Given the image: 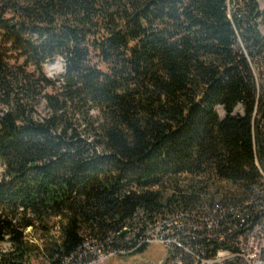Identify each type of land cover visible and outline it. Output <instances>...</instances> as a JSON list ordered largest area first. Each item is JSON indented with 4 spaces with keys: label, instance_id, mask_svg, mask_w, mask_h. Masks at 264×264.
<instances>
[{
    "label": "trees",
    "instance_id": "16d2710c",
    "mask_svg": "<svg viewBox=\"0 0 264 264\" xmlns=\"http://www.w3.org/2000/svg\"><path fill=\"white\" fill-rule=\"evenodd\" d=\"M173 218L184 264L263 224L258 1L0 0V264L133 256Z\"/></svg>",
    "mask_w": 264,
    "mask_h": 264
},
{
    "label": "built area",
    "instance_id": "2783aa9c",
    "mask_svg": "<svg viewBox=\"0 0 264 264\" xmlns=\"http://www.w3.org/2000/svg\"><path fill=\"white\" fill-rule=\"evenodd\" d=\"M185 224V220L184 222H177V218H173V221H159L157 227H152V231L146 237L145 245L148 247L152 245L163 247L169 254L170 261L168 264H184L178 251L183 245L181 234L185 231ZM138 231L132 233L129 228H126L124 231L127 234L126 239L129 242L135 240ZM237 240V245L230 244L228 248L219 249L213 259H209L203 264H212L213 262L222 264H264V220L262 225L257 224L245 234H240ZM95 247L98 246H86L90 255L87 256L86 261L80 264H96ZM112 256L124 257L128 254L117 251L109 252V258ZM105 260L108 259H103V262ZM68 264H72V262L68 260Z\"/></svg>",
    "mask_w": 264,
    "mask_h": 264
},
{
    "label": "rangeland",
    "instance_id": "374dc122",
    "mask_svg": "<svg viewBox=\"0 0 264 264\" xmlns=\"http://www.w3.org/2000/svg\"><path fill=\"white\" fill-rule=\"evenodd\" d=\"M260 6L261 11L264 12V0H257ZM62 63L57 61L55 64L47 65L45 71L48 76L52 77L55 74L62 72ZM32 230L28 234V239L33 240L34 242H39V236H33ZM55 236H58L57 234ZM38 240V241H37ZM41 244V242H39ZM169 258L168 252L163 248L156 245L147 247L146 251L143 253H137L133 256H124L117 257L112 256L111 258H105L104 262L101 261L99 264H166L167 259ZM30 264H47L42 258H33ZM168 264V263H167Z\"/></svg>",
    "mask_w": 264,
    "mask_h": 264
},
{
    "label": "bare ground",
    "instance_id": "6f19581e",
    "mask_svg": "<svg viewBox=\"0 0 264 264\" xmlns=\"http://www.w3.org/2000/svg\"><path fill=\"white\" fill-rule=\"evenodd\" d=\"M249 204V206H253L252 204H253V202H250V203H248ZM155 227H157V226H155ZM152 231V229H150L149 230V232H147V236L149 235V233ZM29 232H30V230H29ZM7 240H8V237L6 238ZM10 247H11V245L8 243V242H5V243H3V245H2V249L5 251V252H7L9 249H10ZM105 258H109V255H106V254H99V255H97V258H96V264H99L101 261H103V259H105ZM212 264H222V263H220V262H213Z\"/></svg>",
    "mask_w": 264,
    "mask_h": 264
}]
</instances>
